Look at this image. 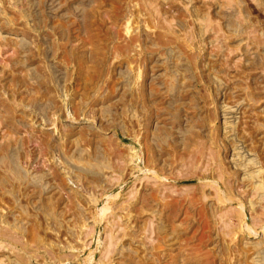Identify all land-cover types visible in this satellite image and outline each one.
<instances>
[{
    "label": "rangeland",
    "instance_id": "1",
    "mask_svg": "<svg viewBox=\"0 0 264 264\" xmlns=\"http://www.w3.org/2000/svg\"><path fill=\"white\" fill-rule=\"evenodd\" d=\"M0 264H264V0H0Z\"/></svg>",
    "mask_w": 264,
    "mask_h": 264
}]
</instances>
